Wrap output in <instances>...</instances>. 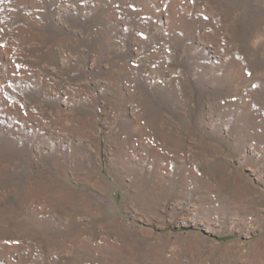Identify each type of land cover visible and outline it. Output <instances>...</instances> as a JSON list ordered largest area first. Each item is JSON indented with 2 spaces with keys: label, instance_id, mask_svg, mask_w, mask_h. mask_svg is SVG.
Returning <instances> with one entry per match:
<instances>
[{
  "label": "rangeland",
  "instance_id": "1",
  "mask_svg": "<svg viewBox=\"0 0 264 264\" xmlns=\"http://www.w3.org/2000/svg\"><path fill=\"white\" fill-rule=\"evenodd\" d=\"M0 264H264V0H0Z\"/></svg>",
  "mask_w": 264,
  "mask_h": 264
}]
</instances>
